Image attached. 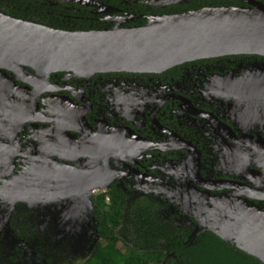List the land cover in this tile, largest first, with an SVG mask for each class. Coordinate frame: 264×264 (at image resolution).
<instances>
[{
	"label": "flooded vegetation",
	"instance_id": "af4514ba",
	"mask_svg": "<svg viewBox=\"0 0 264 264\" xmlns=\"http://www.w3.org/2000/svg\"><path fill=\"white\" fill-rule=\"evenodd\" d=\"M259 4L0 0V11L86 31ZM25 70L0 67V264H89L111 244L125 256H161L152 264H180L185 239L211 232L197 234L190 210L241 201L253 174L264 182L258 53L189 58L159 71L54 70L37 89L27 74L35 70ZM254 202L264 209V197Z\"/></svg>",
	"mask_w": 264,
	"mask_h": 264
},
{
	"label": "water",
	"instance_id": "95a60500",
	"mask_svg": "<svg viewBox=\"0 0 264 264\" xmlns=\"http://www.w3.org/2000/svg\"><path fill=\"white\" fill-rule=\"evenodd\" d=\"M228 52L264 56V4L205 8L158 16L142 26L86 31L56 29L0 11V67H31L35 73L27 74L35 89L54 70L159 71L189 58ZM263 185L253 174L241 201L231 196L221 208L200 204L190 210L201 224L197 234L209 230L264 264V209L254 202L264 197ZM193 236L185 245L192 244Z\"/></svg>",
	"mask_w": 264,
	"mask_h": 264
},
{
	"label": "trees",
	"instance_id": "16d2710c",
	"mask_svg": "<svg viewBox=\"0 0 264 264\" xmlns=\"http://www.w3.org/2000/svg\"><path fill=\"white\" fill-rule=\"evenodd\" d=\"M113 216V210H107ZM161 256L121 255L113 244L102 250V256H91L89 264H152L151 259ZM180 264H263L257 258L227 243L211 232H207L190 244H183ZM167 264H175L169 261Z\"/></svg>",
	"mask_w": 264,
	"mask_h": 264
}]
</instances>
